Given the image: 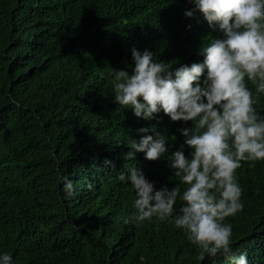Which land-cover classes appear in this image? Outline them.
Listing matches in <instances>:
<instances>
[{
    "label": "trees",
    "instance_id": "obj_1",
    "mask_svg": "<svg viewBox=\"0 0 264 264\" xmlns=\"http://www.w3.org/2000/svg\"><path fill=\"white\" fill-rule=\"evenodd\" d=\"M192 7L190 0H0V251L14 264H230L219 255L200 261L171 223L125 224L134 191L116 179L136 167L156 187L184 188L166 159L127 158V142L139 139L135 129L155 127L174 151L183 141L177 128L192 122L163 112L137 118L113 102L111 84L114 69L131 71L133 46L173 68L202 61L196 52L207 29L199 12L183 15ZM255 107L264 113V95ZM236 174L244 208L224 221L232 249L264 264V161L242 162ZM62 175L73 182L71 196Z\"/></svg>",
    "mask_w": 264,
    "mask_h": 264
},
{
    "label": "clouds",
    "instance_id": "obj_2",
    "mask_svg": "<svg viewBox=\"0 0 264 264\" xmlns=\"http://www.w3.org/2000/svg\"><path fill=\"white\" fill-rule=\"evenodd\" d=\"M190 2L193 7L183 15L192 18L199 12L207 29L196 52L202 61L173 68L155 52L133 46L131 71L112 72L113 102L135 117L152 121L163 112L172 122H192L177 128L183 141L174 151L155 127L135 129L139 139L127 142L126 157L142 152L147 160L166 159L184 188L156 187L136 167L119 172L116 179L134 191L135 211L124 223L168 222L183 230L200 261L219 255L230 264H248L246 250L233 251L232 224L224 221L244 208L236 170L242 162L254 167L264 161V113L255 107L264 95V0ZM60 181L71 196L72 180L62 175ZM0 264H14L12 253L0 251Z\"/></svg>",
    "mask_w": 264,
    "mask_h": 264
}]
</instances>
